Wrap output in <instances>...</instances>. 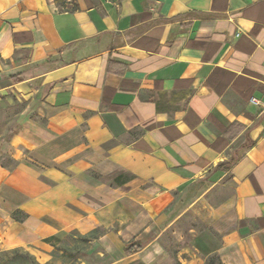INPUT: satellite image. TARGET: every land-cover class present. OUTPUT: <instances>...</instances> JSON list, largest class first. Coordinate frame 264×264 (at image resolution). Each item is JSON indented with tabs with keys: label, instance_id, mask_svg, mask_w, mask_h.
Listing matches in <instances>:
<instances>
[{
	"label": "crops",
	"instance_id": "crops-1",
	"mask_svg": "<svg viewBox=\"0 0 264 264\" xmlns=\"http://www.w3.org/2000/svg\"><path fill=\"white\" fill-rule=\"evenodd\" d=\"M65 1L0 0V252L264 264V0Z\"/></svg>",
	"mask_w": 264,
	"mask_h": 264
},
{
	"label": "trees",
	"instance_id": "trees-1",
	"mask_svg": "<svg viewBox=\"0 0 264 264\" xmlns=\"http://www.w3.org/2000/svg\"><path fill=\"white\" fill-rule=\"evenodd\" d=\"M13 218L18 221H23L27 218V215L22 213L21 211H15L13 213ZM105 233L102 229H97L87 235H81L78 232H71L67 235V237H71L73 239L72 244L67 243V241L57 238L51 237L46 239V242L53 247V251L51 252V256L54 258L58 257V253L61 252L62 254H67L73 259L79 260V251L86 249L92 244V242L96 241L100 236ZM59 244H65L62 247ZM142 250V246L138 243L132 244L125 248L126 254H134ZM14 256V260H18L24 264H41L38 262L37 258L32 255L30 252L24 249H14L11 251H7ZM50 264V263H46ZM78 264V263H75ZM206 264H221L220 258L217 255L209 257Z\"/></svg>",
	"mask_w": 264,
	"mask_h": 264
},
{
	"label": "rangeland",
	"instance_id": "rangeland-1",
	"mask_svg": "<svg viewBox=\"0 0 264 264\" xmlns=\"http://www.w3.org/2000/svg\"><path fill=\"white\" fill-rule=\"evenodd\" d=\"M56 3L59 4L60 7H63L66 4L65 0H53ZM61 239L67 241V243H70V245H73V239L70 237H67L65 235L60 236ZM166 241L170 247L171 255H172V261L171 264H176L174 261V256L172 253L175 252V249L179 247L176 240L171 234H168L166 237ZM65 244H59L60 247H62ZM99 249V245L97 244H91L89 248L83 249L79 251V260L73 259L67 254H62L59 252L57 255L58 257L54 258L50 264H75V263H81L86 262L87 264H101L98 257L95 256L94 252ZM9 251V250H8ZM0 264H24L22 262H19L18 260H14V256L10 254L7 251H1L0 252Z\"/></svg>",
	"mask_w": 264,
	"mask_h": 264
}]
</instances>
